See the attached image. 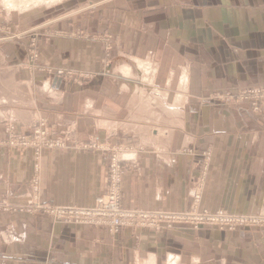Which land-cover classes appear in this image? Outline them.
<instances>
[{
  "label": "crops",
  "instance_id": "crops-1",
  "mask_svg": "<svg viewBox=\"0 0 264 264\" xmlns=\"http://www.w3.org/2000/svg\"><path fill=\"white\" fill-rule=\"evenodd\" d=\"M68 1L29 11L26 23H46L37 64L92 77L80 86L21 64L23 95L19 85L11 105L0 101V138L4 122L31 136L40 118L60 136L37 159L0 145V264H264V228L114 233L49 211L95 207L112 160L125 210L264 216V110L203 100L264 85V0H100L71 12L82 0ZM102 32L114 41L107 64L99 42L77 37Z\"/></svg>",
  "mask_w": 264,
  "mask_h": 264
},
{
  "label": "rangeland",
  "instance_id": "rangeland-1",
  "mask_svg": "<svg viewBox=\"0 0 264 264\" xmlns=\"http://www.w3.org/2000/svg\"><path fill=\"white\" fill-rule=\"evenodd\" d=\"M66 1L68 0H38V1L0 0V101L2 99H5L6 105L12 104V100L14 99V94H13L15 90L14 88H18L19 85L21 91L17 92V94H19L18 98H20L23 95L24 82L17 81L15 79L16 75L22 73L21 64L24 67L32 68L33 70L36 69L38 72L44 73L46 75H50L51 77L58 76L66 81H70L73 84H78L80 86L84 84L89 78L92 77V74L87 72L75 71L72 69H64V68L53 69L52 67H44V66H39L37 64V60L39 57L38 34L41 31V29H45L43 27L46 25V23H43L44 26L41 24L32 26L31 24L26 23V21H28L29 19L28 17L29 11L33 7L40 9L41 11H44L43 9L46 10V8H52V7L55 8L61 4H66L69 2ZM76 2L77 3L75 6L71 5L70 8L67 9L69 12L94 7L96 6V4L100 3V0H82L80 2L78 1ZM92 2H94L95 4H92ZM101 3L103 2L101 1ZM101 5H104V3ZM13 13H20L21 16L17 15L14 16L15 18H12L11 15ZM24 13L25 15H23ZM77 37L86 41L99 42L104 48V54H105L104 62L106 64L113 59L114 41H113V36L108 32H102L98 36H91L86 33H78ZM15 44H17L18 46L19 44L25 45L26 48L25 51L14 49L13 45ZM20 58H22L23 60L20 61ZM203 100L204 102L211 104V106L212 105L217 106L221 104L233 105V106L245 105L250 108L251 112L255 116H259L260 114H262L264 110V85H257V86L237 89L233 91H226L223 94L213 93L211 96H208V98H204ZM3 131H4V137L0 138V145L2 146L8 145L9 147L17 148V149L32 148L36 154V159L43 149L50 147L51 143L57 141L60 137V136L50 137L49 130L47 128V122L43 118H40L38 120L37 124L34 126V130L31 136H25V134H23V132L11 121L4 122ZM37 131H40V133L37 134ZM43 132L44 134L42 135ZM60 146L61 145H54L53 147H60ZM65 146L66 145L64 144L61 146V148ZM124 156H125L124 148H118L117 149L118 159L116 160L122 161L124 159ZM116 165H121L120 169L118 170V175H119V183L121 184L122 182L123 166L121 163H116L111 160L108 169V174L106 177V185H104L103 188L104 193L112 185V175H113L112 166H116ZM114 180L118 181L117 178H113V181ZM119 191H120V186H119ZM75 208L77 207H69L64 209L70 210ZM80 209H85V208H80ZM126 210L142 211V210H132V209H126ZM190 212H196V213L201 212L196 215L201 216L203 218L202 223L198 224L200 223V221H194L192 222L194 224L193 225L191 221L184 220L181 221L182 223L176 221L170 227L168 226L169 224L165 222H162V225L158 227H153L151 225L126 226V227L149 228L153 230H158L161 228L171 229L177 225L180 226L189 225L195 229L199 227H212L215 228L216 230L233 231V232L247 227L264 228V216H260L256 214H236V213L233 214V213H225V212H213L210 210H198L197 207L196 209L195 208L192 209V211ZM145 213H150V212H145ZM204 213H206L209 216L210 220H208V218L205 217ZM157 214L175 215V213H167V212L157 213ZM179 214H185V212ZM252 218L255 219L256 222L251 220ZM244 219L247 220L244 222ZM86 225L90 226V224H86ZM92 226L105 227V226L97 225V223H93ZM229 226H233V227H229Z\"/></svg>",
  "mask_w": 264,
  "mask_h": 264
},
{
  "label": "built area",
  "instance_id": "built-area-1",
  "mask_svg": "<svg viewBox=\"0 0 264 264\" xmlns=\"http://www.w3.org/2000/svg\"><path fill=\"white\" fill-rule=\"evenodd\" d=\"M40 131H37L39 134ZM44 132L42 133V135ZM41 135V136H42ZM48 145V144H47ZM52 146V144H51ZM115 162V161H114ZM112 185L108 188L106 193L102 198L99 199L97 205L89 209H60L56 208L49 210L54 216L60 218L61 220L67 221L68 223H84L90 224L97 223V225L105 226L110 230V232H118L120 228L126 226H144L151 225L153 227H158L162 225V222L168 223L169 227L172 226L176 221L182 223L181 221H200L201 224L203 218L197 216L201 212H189L185 214H157V213H145L143 211H127L121 207L120 202V191H119V175L118 166H112ZM113 178H117L118 181ZM205 217L210 220L209 216L204 213ZM229 218V217H228ZM247 219H244V222ZM254 222L255 219H251ZM190 223V224H191ZM229 223V222H228ZM193 224V223H192ZM194 225V224H193ZM233 227V226H229Z\"/></svg>",
  "mask_w": 264,
  "mask_h": 264
},
{
  "label": "bare ground",
  "instance_id": "bare-ground-1",
  "mask_svg": "<svg viewBox=\"0 0 264 264\" xmlns=\"http://www.w3.org/2000/svg\"><path fill=\"white\" fill-rule=\"evenodd\" d=\"M6 1V0H5ZM34 1H38V0H34ZM57 2V1H56ZM59 2V1H58ZM36 4V3H35ZM12 12V11H11ZM185 90V89H184ZM196 213V212H195ZM233 224V223H232ZM253 228V227H252ZM171 257H173V256H171ZM174 263V262H173Z\"/></svg>",
  "mask_w": 264,
  "mask_h": 264
}]
</instances>
